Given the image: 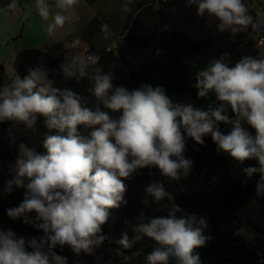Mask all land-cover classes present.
<instances>
[{"label":"clouds","instance_id":"clouds-1","mask_svg":"<svg viewBox=\"0 0 264 264\" xmlns=\"http://www.w3.org/2000/svg\"><path fill=\"white\" fill-rule=\"evenodd\" d=\"M79 2L35 0L49 36L72 22ZM185 6H195L198 17L216 21L217 30L233 38L248 33L256 39L253 34L264 31V11L257 9L253 15L256 5L245 0H185ZM6 7L16 10L19 0H10ZM100 30L105 37L110 33L107 23ZM80 45L79 38L72 42L59 73L63 80H87L91 86L85 91L93 102L50 79L57 70H49L43 57L27 76L0 86V125L7 123L9 134L19 125L33 129L41 118L48 129L43 152L23 146L3 189L8 194L14 188L25 190L7 216L22 218L43 236L25 241L0 228V264H68L67 257L53 251L57 246H68L76 256L93 255L105 241L111 242L103 226L111 209L127 204L125 180L145 168L176 182L189 176L193 161L184 155L189 138L203 146L210 136L217 153L240 164L255 160L243 172L249 180L258 176L255 195L264 197V52L241 56L234 64L223 52L201 68L193 84L197 98L214 97L205 108L175 101L160 86L142 84L130 90L117 85L115 63L105 71L100 56L86 54ZM222 124L228 126L226 132ZM144 192L146 206L167 200L159 209L166 207L167 214L137 222L131 239L124 233L115 241L122 264L131 259L125 251L144 237L156 245L145 256L146 264H201L196 250L212 239L205 235L207 217L185 212L163 181L151 182Z\"/></svg>","mask_w":264,"mask_h":264},{"label":"trees","instance_id":"trees-1","mask_svg":"<svg viewBox=\"0 0 264 264\" xmlns=\"http://www.w3.org/2000/svg\"><path fill=\"white\" fill-rule=\"evenodd\" d=\"M9 2L0 0V7L8 9ZM22 2L19 0V5ZM251 11L255 15L254 9ZM216 23L207 17H198L195 6L186 7L185 0H168L167 3L164 0H142L132 6L112 45L90 46L100 56L99 64L105 71L109 70V64L115 63L113 72L117 85H125L130 90L142 84L160 86L175 101L206 108L214 97L197 98L193 87L195 74L223 52L229 53L233 64L241 56H256L262 52L257 47L259 34H253L256 39L248 33H239L233 38L228 32H219ZM92 29L94 26L89 31ZM113 45L116 47L107 51V47ZM68 53L65 50L52 54L39 49H25L17 54L16 76H27L28 69L40 63L43 57V63L49 70H57V75L49 78H56L61 86L71 87L93 102L94 98L85 91L91 86L87 80L77 83L74 79H62L59 65ZM8 127L7 123L0 125V228L11 229L18 238L27 241L43 236L42 230L24 224L22 218L12 220L6 212L9 207L20 204L25 190L14 188L8 194L3 189L12 178L11 165L22 146L42 153V141L48 129L42 118L33 129L19 125L9 134L6 131ZM220 127L222 131L228 130L226 125ZM204 139L203 146L187 139L184 155L193 161L187 178L176 182L162 177L155 168H145L124 181L127 204L111 209L109 221L103 226V233L110 237L111 242L105 241L93 255L76 256L68 246L62 249L57 246L53 251L67 257L68 264H122V257L117 255L119 245L115 241L124 233L131 239L137 222L167 214L166 207L159 211L169 203L167 200L159 205L151 201L147 206L142 203L144 189L153 181H163L165 189L172 193L175 203L185 212L207 217L209 228L205 235L212 239L196 250L201 264H264V197L255 195L258 176L249 180L243 172L246 166H255L257 162L248 160L240 164L226 153H217V146L210 136ZM155 246L146 237L137 239L133 248L125 251V255L131 257L127 264H146L145 256Z\"/></svg>","mask_w":264,"mask_h":264},{"label":"rangeland","instance_id":"rangeland-1","mask_svg":"<svg viewBox=\"0 0 264 264\" xmlns=\"http://www.w3.org/2000/svg\"><path fill=\"white\" fill-rule=\"evenodd\" d=\"M140 1L80 0L75 6L72 22L66 23L53 36L47 34V22L39 17L35 0H23L16 10L0 7V86L15 79V60L17 54L25 49H39L54 54L64 50L65 45L77 38L96 47L112 45L132 6ZM245 1L250 6L256 5L253 8L255 12L257 9L264 11V0ZM102 23L109 25L110 33L107 37L100 30ZM93 26L94 29L89 31ZM50 79L56 80L57 85L61 86L56 78Z\"/></svg>","mask_w":264,"mask_h":264},{"label":"built area","instance_id":"built-area-1","mask_svg":"<svg viewBox=\"0 0 264 264\" xmlns=\"http://www.w3.org/2000/svg\"><path fill=\"white\" fill-rule=\"evenodd\" d=\"M71 44H72V43H70V44H69V47L65 48L64 50H65V51H68V52H71V51H72V49H71V47H70ZM115 47H116L115 45H113V46H109V47H107V51H110L112 48H115ZM257 47H258L262 52H264V51H263V50H264V31H261V32L259 33V38H258ZM79 50H81V51H85L86 54H88V55H92V54L97 55L96 51L92 50L90 44L85 43V42H81V45L79 46Z\"/></svg>","mask_w":264,"mask_h":264}]
</instances>
